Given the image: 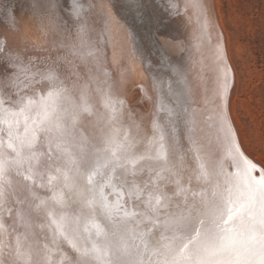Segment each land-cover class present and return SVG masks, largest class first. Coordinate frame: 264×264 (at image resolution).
<instances>
[{
	"label": "snow or ice",
	"instance_id": "1",
	"mask_svg": "<svg viewBox=\"0 0 264 264\" xmlns=\"http://www.w3.org/2000/svg\"><path fill=\"white\" fill-rule=\"evenodd\" d=\"M165 9L191 10L206 42L202 0ZM64 10L75 23L55 59L0 38V264H264V167L233 126L223 49L211 87L175 66L153 79L145 124L115 89L85 5Z\"/></svg>",
	"mask_w": 264,
	"mask_h": 264
},
{
	"label": "water",
	"instance_id": "2",
	"mask_svg": "<svg viewBox=\"0 0 264 264\" xmlns=\"http://www.w3.org/2000/svg\"><path fill=\"white\" fill-rule=\"evenodd\" d=\"M81 2L106 52L107 69L115 89L126 100L135 119L142 118L145 124L150 120L153 79L168 76L173 66L186 69L193 81H197L199 73L211 87L216 76V50L222 48L232 77L228 108L236 129L230 104L235 95L236 75L227 57L214 0H202L208 11L209 28L206 42L201 45L194 39L195 17L191 10L187 15H170L165 0ZM64 5L65 0H0V38L6 37L11 47L24 50L25 56H33L37 62L55 59L67 51L66 29L75 23ZM5 6L12 9L14 28L8 22ZM238 138L241 142L239 134ZM241 147L258 167H264L245 151L242 142Z\"/></svg>",
	"mask_w": 264,
	"mask_h": 264
},
{
	"label": "rangeland",
	"instance_id": "3",
	"mask_svg": "<svg viewBox=\"0 0 264 264\" xmlns=\"http://www.w3.org/2000/svg\"><path fill=\"white\" fill-rule=\"evenodd\" d=\"M236 75L231 111L246 151L264 165V0H216Z\"/></svg>",
	"mask_w": 264,
	"mask_h": 264
},
{
	"label": "bare ground",
	"instance_id": "4",
	"mask_svg": "<svg viewBox=\"0 0 264 264\" xmlns=\"http://www.w3.org/2000/svg\"><path fill=\"white\" fill-rule=\"evenodd\" d=\"M214 8H215V11H216V15H217V19H218V22H219V25H220V19L218 18V11H217V1L216 0H214ZM220 29L222 30V32H223V35H224V38H225V41H226V36H225V33H224V30L222 29V27H221V25H220ZM226 53H227V45H226ZM227 57H228V53H227ZM228 60H229V58H228ZM230 62V61H229ZM231 65V64H230ZM232 67V66H231ZM231 104V103H230ZM232 110V109H231ZM234 118V117H233ZM234 123H235V127H236V130H237V132H238V134H239V137H240V139H241V142H242V144H243V140H242V138H241V135H240V133H239V130H238V128H237V125H236V121H235V119H234ZM243 146H244V144H243ZM244 149H245V151H246V148L244 147ZM247 153H248V151H246ZM249 154V153H248ZM250 155V154H249ZM251 156V155H250ZM252 157V156H251ZM255 159V158H254ZM255 160H257L258 162H260L258 159H255ZM261 163V162H260ZM262 164V163H261Z\"/></svg>",
	"mask_w": 264,
	"mask_h": 264
}]
</instances>
